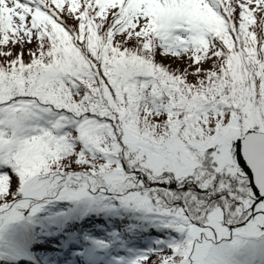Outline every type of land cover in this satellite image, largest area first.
I'll use <instances>...</instances> for the list:
<instances>
[{"label": "snow or ice", "instance_id": "obj_1", "mask_svg": "<svg viewBox=\"0 0 264 264\" xmlns=\"http://www.w3.org/2000/svg\"><path fill=\"white\" fill-rule=\"evenodd\" d=\"M58 202L264 264V0H0V234Z\"/></svg>", "mask_w": 264, "mask_h": 264}, {"label": "trees", "instance_id": "obj_2", "mask_svg": "<svg viewBox=\"0 0 264 264\" xmlns=\"http://www.w3.org/2000/svg\"><path fill=\"white\" fill-rule=\"evenodd\" d=\"M131 215L87 203H54L26 219L27 227L18 225L10 236V243L0 247V264H12L7 259L14 261L13 264H23L19 259L30 250L45 264H66L68 255L83 257L96 251L95 245L87 244L84 238L93 235L108 243L104 252L107 257L124 258L133 249L150 247L151 241L159 235L158 229L149 227L129 234L125 226L130 223ZM25 216L28 217V213Z\"/></svg>", "mask_w": 264, "mask_h": 264}, {"label": "rangeland", "instance_id": "obj_3", "mask_svg": "<svg viewBox=\"0 0 264 264\" xmlns=\"http://www.w3.org/2000/svg\"><path fill=\"white\" fill-rule=\"evenodd\" d=\"M13 226H14V225H9L8 227H6V228L4 229L3 233L0 234V236H2V239H0V244L3 243V242H5V241L7 240V236H6L7 231H8V229H11ZM8 234H9V233H8ZM73 260H74V259H73ZM103 261L106 262L107 264H113V262L110 261V260H103Z\"/></svg>", "mask_w": 264, "mask_h": 264}]
</instances>
